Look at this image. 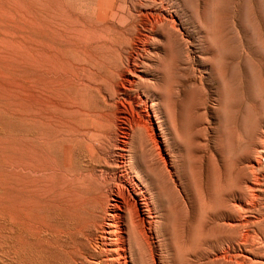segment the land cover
Masks as SVG:
<instances>
[{
    "label": "rangeland",
    "instance_id": "rangeland-1",
    "mask_svg": "<svg viewBox=\"0 0 264 264\" xmlns=\"http://www.w3.org/2000/svg\"><path fill=\"white\" fill-rule=\"evenodd\" d=\"M132 1L0 0V264H71L72 261L73 264H76V261L77 264H88V262L91 264H102L103 256L101 258L100 255L103 254L101 253L99 255L100 251L94 249L95 246L89 240L92 238L90 234L93 233L94 235L98 223L102 219V209H104L103 207L107 200L103 185L98 177L99 170L105 169L106 165L109 164L115 156L114 146H112V136L116 133V128L114 126L115 107L112 104L113 100L117 97L114 92V84L118 81V72L121 70L122 57L130 47V39L132 35H135V29L138 27L139 23H142L141 21L148 17L154 18L159 15L158 17L162 18V15L165 14L170 16L171 12L173 16L166 17L168 20H172V23L174 22V30L168 29L169 32H167V29L160 28L158 31L161 30L160 32L162 35H160L158 31L149 34L154 40L150 43L152 46H147L148 52L147 55L143 57L144 61H142L145 67L144 70L146 71L144 78H149V80H147L154 85V87L152 86V90L148 92L154 104L156 102V104L153 105L154 110L152 109L155 114H153V124L156 133L159 132L160 138L164 143V150H167L165 160L167 162V171L166 173L163 171L161 163L156 166L157 157L155 158L153 156L157 153V146L150 152L141 149L138 146L137 139H139V137L134 136V133H130L129 137H127L128 143L126 147V150L130 152L124 154V160L127 164L129 176L131 178L133 177L132 179L141 190L143 196H146L145 198L153 219L150 233L147 227H143V225L136 222V220L132 221L137 223V225L134 222L132 224V221H128L127 219V233H130L129 230H131V227L133 229L138 226L140 231L137 232L136 229L138 228L133 229L134 235L137 233L139 234V232L141 233V231H146V235L150 237H146L145 232H142L144 235L142 233L141 235H143L145 239L142 236L139 239H144V243L145 241L147 242L148 238L150 246L147 243V245H143L138 238L139 243L136 242V235L135 238H131L129 233L128 236H130V238L125 235L118 236L117 252L119 255L116 257L117 259L119 257L121 264H123L124 259H126L129 264H137V262L139 263V259H141L139 253L145 251L143 247L145 249L147 247L148 251H145L146 254L147 252L150 254L152 252L151 248H153L152 256H154V258L150 254L149 258L152 257L153 259L150 258L149 260L147 257L146 260H149L148 263L153 262L154 264H233L234 260L236 261V263L234 261L235 264H242L243 262V264H256L258 260L259 262L257 264L264 263V222L259 223L264 221L262 220L264 219V216H262L264 213V192H262V190L264 191V0H156L157 3L155 0ZM134 1L136 3H134ZM139 1L142 4L141 6L138 5ZM146 1H150V3L148 2L149 4L147 5ZM160 2L163 3L160 4ZM152 3L155 7L152 6ZM158 5L161 6L159 7ZM143 6L148 7V9L145 7L142 8ZM111 64L114 65L112 66ZM113 67H115V69ZM48 79L54 81L52 82ZM47 80L48 82L50 81L52 85H50V82L49 84L45 83ZM59 80L62 82H59ZM55 81L59 85L56 84ZM71 81L75 82L73 84L75 86L79 84L76 87L80 88L81 91L83 89L82 87H84L83 91L77 90L75 86L71 87ZM67 82H70V84L68 85ZM60 83L63 84L61 85L63 87L60 86ZM44 84H46L48 91L47 89L44 91L40 89L42 93H46L47 91L46 94H41L39 88L36 86L40 87L41 85L43 86L42 88L45 89L46 87ZM51 86L53 87L50 88ZM64 86L65 89H63ZM89 87L92 88L90 89ZM49 88L52 93L49 91ZM60 88L63 89L64 92H61ZM72 88H74V90ZM86 90L88 93H85ZM59 91L63 95H57ZM74 91L76 92L75 95ZM36 95L41 99L43 98L42 96H44L45 99L47 98V102L45 99H42L44 100L42 101L39 97L38 99L35 98L37 97ZM45 95H48V97ZM50 95H55L59 99L63 97V99H61L62 104L67 100L68 102L60 106L61 101L59 102L56 97L51 99ZM60 95L61 97H59ZM25 98H27V101ZM34 98L37 101L34 100ZM39 100L41 101L38 102ZM49 100L51 101V105L49 104L48 106L47 103ZM52 103H54L56 107L52 106ZM57 103L60 104L58 105ZM157 103L159 106H156L158 105ZM28 104L31 110L27 109L25 111L26 106L28 108ZM34 105H36L37 109ZM39 105H41V108H39ZM125 105H127L129 111L135 116L137 113L135 105L132 102ZM42 106H45L47 111H44L45 109ZM57 106H60L62 112ZM74 106L76 107L71 109V107ZM79 106H81L80 109L78 108ZM52 108L54 113H57L56 115H53ZM63 108L65 110L67 109V111H64ZM32 109L35 110L32 112L33 115L35 118L41 119H38L40 120L38 122L42 125L37 122V119H34L31 113V111H33ZM78 109L79 111H77ZM88 109L90 113L87 111ZM56 110H59V113L56 112ZM36 111L38 113H35ZM48 111L50 112L49 114H51L52 111L51 115L53 121ZM64 112H69V114L67 115ZM39 113L40 116L38 115ZM41 113H45L43 115H47L46 119H48L45 120L44 116L41 117ZM63 113L69 118L64 117ZM59 114L61 116H59ZM24 115H26V117H23ZM69 115H71V117ZM91 116L93 118H91ZM50 117L52 123L55 122L56 124L50 122ZM60 117H62V119ZM42 118L45 120L44 122H46V124L42 123ZM101 118L103 119L101 120ZM104 119L105 122L103 121ZM158 120L160 121L159 123ZM28 121H30V123ZM32 122H34V124L37 123L38 128L36 126L37 124L33 125ZM27 123L28 127L26 126ZM57 123L62 124L61 127ZM65 123L69 126L65 125ZM44 124L46 126L49 124L50 126H43ZM110 124L112 126H110ZM126 124L131 126L132 119H128ZM55 125L60 128H57ZM43 127H46L47 131L45 129L39 131V128ZM55 127L56 130L53 131ZM71 127L75 130L73 131L71 129V131L67 132ZM64 129H66L67 133L63 131ZM36 130H38V133H35ZM43 130H45V132ZM48 130L54 133V139L47 134L49 133ZM101 130H104V132ZM42 131L44 134L48 135L44 136L43 141H41V139H43L41 135L44 134L40 133ZM59 131L62 132L61 135ZM51 132L50 134L53 135ZM55 133L59 134H56L58 137H56ZM78 133L80 134L75 135ZM63 134H65V136ZM84 135L85 138H83ZM103 135L105 136L104 138H102ZM71 136L73 139L78 138L79 140H72ZM146 137L147 136H144V138ZM58 138H62V141L57 140ZM70 138L72 141L69 140ZM109 138L110 140L107 141ZM45 139H48L49 143L48 140L46 143ZM84 139L86 141L91 140L92 144L90 141L86 142ZM35 140H38L41 145ZM42 142H44L46 146L44 144L42 145ZM133 143H135V145H133ZM22 144L25 145L27 152L22 149L24 148ZM29 144L33 146L31 147ZM101 144L103 146L108 144V147L106 145L101 147ZM21 146L23 147L21 148ZM28 146L30 149L27 148ZM135 146H138L140 150L137 149L135 154L137 158L134 159L132 157L134 149L132 148ZM38 148L40 149L38 150ZM104 148L107 149V151L104 150ZM21 149L24 151L23 153H21ZM85 149L87 151L89 149L90 152L85 151ZM29 150H32L31 153L34 150L36 153L37 150L39 153H36V155L38 154L39 156H37L40 158L45 155L44 158L46 156L49 158L52 157L53 160L50 159L52 160L51 163H47L50 160L46 157L44 160L47 159L48 161L46 160L47 162L45 164L49 165L46 167L44 160H40L39 158L40 162L42 161V164H40L37 162V156V158L35 156L32 158L33 153L29 155ZM41 150H43L41 153L43 155H40ZM96 151L98 152L96 153ZM25 153L26 156L28 155L27 158L23 155ZM150 153L153 154L151 159ZM72 154L74 156H72ZM139 155L144 156V159L141 156L139 157ZM145 155H148L147 157L151 160L150 163L155 165L156 168L149 162L146 163L149 159ZM53 157L58 161H55ZM75 157H79V159ZM71 158H74L75 162H69ZM76 159H78V162ZM86 159L88 161H86ZM154 159H156V161ZM93 160L96 162L99 160L97 163L100 164L98 165L95 162V165ZM53 161L56 163L54 164ZM81 161L82 166L80 165ZM171 162L174 164L172 165ZM70 163L74 164V166L72 165L74 168H72ZM142 163L147 166L145 165L146 167H142ZM148 164L150 165L149 168L153 171L156 170L155 173L158 172V175L160 174V178L157 174L155 175L152 170H150L152 171L150 173L148 170L149 168H147ZM51 165L54 166V168L58 165V168L54 169ZM256 165H258V167ZM80 167H82V170ZM51 168H53V170ZM87 168H89V170ZM129 168L132 171H130ZM19 169L20 171H18ZM85 169L88 174H86ZM63 170H67V173L74 170L73 173L71 172L72 174L69 173V175L73 176V174L77 173L76 178H78L75 180V175L73 177L69 175V177L66 176L65 174L67 173ZM80 170L81 173L79 172ZM162 172L166 174H164L165 176H167L168 172L169 179L167 178L166 180ZM45 173L48 174L46 175ZM63 173H65V176H62ZM146 174L152 176H146ZM57 175L60 176L57 177ZM88 176H90L91 180ZM162 176L164 177L163 180ZM65 177L68 178L66 181ZM154 177H156V179ZM58 178L61 179V182ZM174 180L176 182H174ZM56 181H59L58 183L60 185L63 183L62 186H58ZM95 181H97V183H95ZM156 181L162 184L168 181L171 186L174 185L173 187L176 188L174 189L176 190V197L179 196L177 199L181 200L177 201L176 198L174 199L175 194L172 195V192L175 193V191L172 189V191L170 190L171 194H167V187H171L168 183V185L160 184L161 186H159V183ZM64 183L67 187H65ZM94 183L99 184L96 186ZM72 184L76 185V190H74L76 193L73 191L74 185L72 186ZM81 184L82 186H80ZM90 184H94L97 189H95L94 186L90 187ZM86 185L88 186L86 187ZM57 186L61 188L58 189ZM70 187L73 189L71 190ZM82 187L83 190L85 188L87 190L88 188L87 191L85 190L86 193L82 190ZM89 187L92 193L89 191ZM99 187L100 191H98ZM253 187L255 188L254 190ZM250 188L253 192L249 191ZM77 189H79L78 191L80 194L83 193L82 196ZM60 190L65 193L68 190L67 193L70 194V197L68 194L67 198L71 200L68 201L67 198L64 197L65 201H62L64 198ZM143 190L145 192H143ZM47 192L49 197L46 195ZM56 192L61 195V200H57L60 195L57 197L58 194ZM64 192L63 194H65ZM73 192L76 194L74 195L75 199L79 201L77 202L73 199L76 203H73L74 206L72 205L74 201H72L71 198ZM162 192H166L165 196ZM93 193L95 194L93 195ZM156 193H160L161 195ZM89 194H92L93 198L96 196V199L93 201L91 199L92 195ZM102 194H105V196ZM166 194L170 199L164 198L165 202H163V196L166 197ZM52 195L55 196L56 199L52 202H48L53 200L50 199L53 198ZM87 195L89 196L87 197ZM252 195H254V198H251ZM158 196L162 197L159 198ZM182 197L184 202L182 201ZM79 199H82L83 203L80 204L81 200ZM91 201L93 203H97L98 201V205L96 203L93 205ZM56 202L57 204H55ZM43 203L45 205H43ZM61 203H65L68 207L66 205H61ZM53 204H55V208ZM83 204L85 208H83ZM93 207L97 209L95 208L94 210ZM59 208H61V210L64 208L62 211H64V213L66 211L69 215L62 214L63 212L61 213ZM159 208H161V211H159ZM72 209H76L77 211L79 209L80 212L82 211L81 214L85 213L84 217L86 218L82 217L83 215L81 216L79 211L75 212L73 210L72 213ZM238 209H241L242 213H240ZM83 210H85V212ZM99 210L102 212L100 213ZM86 212L93 215L99 213L100 216L94 217L91 215L89 218L90 215ZM71 213L72 215L78 213L76 215H80L79 217L81 218L79 219L78 216L74 215L77 218H74L75 220H73L75 222H73ZM245 213L246 215L243 216ZM256 217L259 218L256 219ZM91 218H94L97 222H94V224L92 221L94 219ZM97 218L100 219L98 220ZM157 218L162 219L160 221V219L158 220ZM244 218L246 220H244ZM76 219L80 221L81 219H90L92 222L90 220H85L87 221V224H85L84 221L80 222L77 220V222ZM69 222L72 223V226H74L73 224L76 226L80 222L79 225H77L79 227H71V223ZM88 222H91V226L89 227ZM154 224L157 226H154ZM85 225L88 228L85 227ZM93 225L95 226L94 228ZM130 225L133 226L130 227ZM65 226L69 228L67 229ZM90 227L93 232L90 230ZM140 227H142V229ZM155 227H157L158 230H155L157 229ZM27 228L30 232L27 231ZM60 228L64 230L67 229L69 232L63 231ZM73 228H75V230L71 232ZM77 228L79 229L77 230ZM237 228L241 229L236 230ZM19 229L20 231H18ZM21 229L25 232L23 233ZM79 230L80 233L82 232L81 234H79ZM26 231L27 234L30 233V236L33 234V237L26 236ZM55 231L56 233L58 232L57 235ZM75 231L78 232V236ZM84 231H87L89 235ZM13 232L15 233L13 234ZM21 232L23 233L22 235L19 234ZM131 232L133 231L131 230ZM73 233L75 235H73ZM117 233L119 235L120 231L118 230ZM67 234L68 236H63ZM53 235L55 237H53ZM79 235L82 237V240L83 238L85 239L79 242V240H81ZM131 235L134 236L133 234ZM253 235L254 239L251 238ZM22 236H26L27 239L26 237H24V239ZM13 237L15 238L13 239ZM78 237L80 239H78ZM16 239L20 241L18 240L17 243ZM22 239L24 240L21 241ZM64 239H66V242ZM86 239L89 244L86 242ZM57 241L60 243H56ZM133 241L134 244L137 243V247L140 243L142 244L143 247L141 244L138 247V249L142 248L141 251L137 250L136 246L133 248ZM67 242H69L71 246ZM75 242L78 243V245L79 243L81 244L78 246ZM54 243H56L55 246ZM62 244L64 245L62 246ZM85 244L86 247H84ZM56 245H58L57 250H55ZM65 245L67 246L64 250L62 248L64 251L63 253L58 247H64ZM155 245L157 248H155ZM77 247H80V253H77V251L79 252ZM87 247L90 248V250H88ZM119 247L123 250H120ZM81 249L83 251H81ZM84 249L86 253L88 251V255L91 253V256L89 255L90 257L84 253ZM133 249L134 251H132ZM135 249L139 256L137 252L135 253ZM66 251L69 253L67 254ZM74 252L77 256H75ZM146 254L144 256L145 258L147 256ZM219 254H222L224 257L219 258V256H222ZM230 254L234 255L236 258L233 259V256ZM78 255L80 257L82 255V257L80 258ZM238 255L241 256V262L244 260L242 263L239 261V258H237ZM243 255H246V257H243ZM93 256L96 259H94ZM121 256L122 259L120 258ZM136 256L139 258L136 259ZM75 257L77 258L75 259ZM215 257L219 258L220 261L219 259H215ZM229 257H231L230 259L232 261H229ZM247 257L249 258L248 261L246 260ZM145 258H142L143 260L141 259L140 263L143 261L146 262ZM222 258H224V260ZM84 259H86V262ZM117 259H115L114 264H119ZM236 259H238L239 263ZM89 260H91V262ZM225 260L228 263L224 262ZM145 262L141 264H148Z\"/></svg>",
    "mask_w": 264,
    "mask_h": 264
},
{
    "label": "bare ground",
    "instance_id": "bare-ground-1",
    "mask_svg": "<svg viewBox=\"0 0 264 264\" xmlns=\"http://www.w3.org/2000/svg\"><path fill=\"white\" fill-rule=\"evenodd\" d=\"M129 2H131L130 0H128ZM141 1V0H140ZM140 1L138 2L139 4L138 5H142L141 3H140ZM147 2V1H146ZM149 3H150V1H148ZM147 2V5L149 4ZM155 2H156V0H155ZM132 3H133V1H132ZM134 3H136L135 1H134ZM153 3H154V1H153ZM152 3V6L154 5ZM157 3V2H156ZM163 3V2H162ZM161 2H160V4H162ZM129 4V3H128ZM131 5V4H130ZM145 6H146V4H145ZM145 6H143L142 8H144ZM159 6V5H158ZM161 6V5H160ZM159 6V7H160ZM153 7H155V6H153ZM131 8V7H130ZM145 8H147L148 9V7H145ZM151 8V7H150ZM162 8V7H161ZM141 9V8H140ZM163 9V8H162ZM130 10V9H129ZM155 10V9H154ZM138 11V10H137ZM143 11V10H142ZM150 11H151V9H150ZM164 11H165V9H164ZM167 11V10H166ZM169 11V10H168ZM135 12H136V10H135ZM162 12H163V10H162ZM138 13V12H137ZM136 13V14H137ZM144 13V12H143ZM150 13H152V12H150ZM160 13H161V11H160ZM167 13H169V12H167ZM172 13V12H171ZM171 13H170V16H173V15H171ZM135 14V13H134ZM142 14V13H141ZM147 14V13H146ZM149 14V13H148ZM163 14V13H162ZM175 14V13H174ZM138 15L140 16V14L138 13ZM137 15V16H138ZM143 15V14H142ZM157 15V14H156ZM161 15V14H160ZM136 16V15H135ZM145 16V15H144ZM147 16V15H146ZM155 16V15H154ZM159 16V15H158ZM158 16H155L154 18H144L143 19V21H141L142 23H139V25H138V27L135 29L136 31V33H135V35H132V37H131V39H130V47L128 48V50H126V52H125V54H124V56L122 57V62H121V70L118 72V81H117V83L116 84H114V92H115V94L117 95V97L113 100V106L115 107V118H114V126H115V128H116V133L112 136V140H113V142H112V146H114V154H115V156L112 158V161H110V163L109 164H107V163H105V164H107L106 165V168L105 169H103V170H99V179H100V182H101V184L103 185V190H104V192H105V194H106V197H104L105 196V194H102V195H104V196H102V197H104V198H106L107 200H106V204H105V206L103 207L104 209H102L103 210V215H102V219H101V221L98 223V227L96 228V232L94 233V235H93V233L92 234H90L91 235V237L92 238H90L91 240H89V241H91L92 242V244L95 246V248L94 249H98L99 251H100V253H99V255L102 253L103 255H100L101 256V258H102V256H103V259H102V264H114V261H115V259H117V255H119L118 254V252H117V250H118V245H117V242H118V238L120 237V236H128V233H127V228H128V226H127V222L128 221H132V220H136V222H139L141 225H143V227L145 226V227H147V230H148V232L150 233L151 232V228H152V216H151V211L149 210V206H148V203H147V200H146V196L144 197L143 196V194H142V192H141V190L139 189V187L136 185V183H135V181L129 176V173H128V170H127V164L125 163V160H124V154L126 153V152H130L129 150L127 151L126 150V147H127V143H128V138L127 137H129V135H130V133H134V136H138L139 137V139H137L138 140V146L141 148V149H144V150H146V151H148V152H150V151H152V149L155 147L156 148V146H157V153L153 156V154H151L150 153V159H151V156H153V157H157V165L156 166H158L159 165V163H161L162 164V166H163V171H165V173H166V151L164 150V143H163V141L161 140V138H160V135H159V132L158 133H156V130L154 129V124H153V111H152V109H153V105H155L156 104V102H155V104H154V101H153V99H151V97H149V92L148 91H151L152 90V86L154 87V85L151 83V82H149L148 80H149V78H144V76H145V73H146V71L144 70L145 69V67L143 66V62L142 61H144V59H143V57L144 56H146L147 55V46L148 45H151L150 43L154 40L153 39V37H151L149 34H152L153 32H157L160 28L162 29H172V31L174 30V22L172 23V20L170 21V20H168V18L166 17V16H168V17H170L168 14H165V15H162V18H160V17H158ZM177 17V16H176ZM138 18V17H137ZM103 24V23H102ZM101 24V25H102ZM175 24H176V22H175ZM103 26V25H102ZM134 26V25H133ZM176 26V25H175ZM99 27V26H98ZM135 27V26H134ZM130 29V28H129ZM169 30L167 31V32H169ZM133 31H134V29H133ZM161 31V30H160ZM160 31H158V32H160ZM164 31V30H163ZM162 31V32H163ZM127 32V31H126ZM144 32H146V33H148V34H146V33H144ZM171 32V31H170ZM176 32V31H175ZM179 32V31H178ZM164 33V32H163ZM177 33V32H176ZM178 34V33H177ZM160 35H162V33L160 32ZM124 36V35H123ZM182 36V35H181ZM156 38V37H155ZM179 38V37H178ZM124 39V38H123ZM129 40V39H128ZM155 42V41H154ZM68 43V42H67ZM182 43V42H181ZM127 44V43H126ZM105 46V45H104ZM124 46V45H123ZM152 46V45H151ZM80 47V46H79ZM188 47V46H187ZM150 49V48H149ZM114 50V49H113ZM121 50V49H120ZM120 53V52H119ZM149 54V53H148ZM108 56V55H107ZM112 56V55H111ZM120 56V55H119ZM56 57V56H55ZM114 58V57H113ZM145 58H147V57H145ZM63 61V60H62ZM120 61V60H119ZM145 63V62H144ZM112 65V64H111ZM114 65V64H113ZM112 65V66H113ZM110 66V65H109ZM147 66V65H146ZM144 67V68H143ZM60 68H62V67H60ZM114 69H115V67H113ZM118 70V69H117ZM113 71V70H112ZM44 72V71H43ZM76 73V72H75ZM48 74V73H47ZM54 75V74H53ZM113 75V74H112ZM40 76V75H39ZM42 76V75H41ZM103 76V75H102ZM116 76V75H115ZM55 77V76H54ZM147 77V76H146ZM37 78V77H36ZM79 78V77H78ZM80 78H82V77H80ZM84 78V77H83ZM58 79V78H57ZM60 79V78H59ZM77 79V78H76ZM75 79V80H76ZM88 79V78H87ZM112 79V78H111ZM157 79V78H156ZM36 80V79H35ZM48 80H51V79H48ZM48 80H47V82H45V83H48L49 84V82H48ZM56 80V79H55ZM69 80V79H68ZM85 80V79H84ZM113 80H115V79H113ZM37 81H39V80H37ZM52 82L54 81V80H51ZM61 80H59V82H60ZM79 81V80H78ZM86 81V80H85ZM84 81V82H85ZM156 81V80H155ZM29 82V81H28ZM56 82V81H55ZM55 82H54V84H55ZM62 82V81H61ZM63 82L65 83V81L63 80ZM72 82V81H71ZM88 82V81H87ZM36 83V82H35ZM40 83V82H39ZM38 83V84H39ZM68 83V82H67ZM75 82H72V86L71 87H73V86H75V85H73ZM34 84V83H33ZM37 84V83H36ZM56 84H58L57 82H56ZM55 84V85H56ZM70 84V82L68 83V85ZM45 85V89H43L42 87L43 86H41L40 85V87H38V86H36L37 88H39V90L40 89H42V91H44V90H46L47 89V91H48V88H47V86H46V84H44ZM50 85H52V83L50 82ZM49 85V86H50ZM54 85V86H55ZM59 85V84H58ZM61 85H63V84H61L60 83V86ZM64 85H66V84H64ZM79 85V84H78ZM77 84H76V86H78ZM82 85V84H81ZM160 85V84H159ZM35 86V85H34ZM48 86V87H49ZM75 86V87H76ZM27 87V86H26ZM53 86H51L50 88H52ZM61 87H63V86H61ZM74 87V88H75ZM50 88H49V91H50ZM74 88H72L73 90H74ZM77 88V87H76ZM76 88H75V90H76ZM83 89H84V87H82ZM90 89L92 88V87H89ZM55 89V88H54ZM63 89H65V86H64V88ZM63 89H61L60 88V90H61V92H64V90ZM80 90V88H77V90ZM83 89H82V91H83ZM86 89V88H85ZM57 90V89H56ZM58 90H59V87H58ZM63 90V91H62ZM76 90V91H77ZM42 91L40 90L39 92H41V94H43V93H45V92H43L42 93ZM47 91H46V93H47ZM81 91V90H80ZM81 91V92H82ZM89 91V90H88ZM92 91V90H91ZM51 92V91H50ZM56 92V91H55ZM61 92L59 91V93H57V95H59V94H61ZM85 92V91H84ZM154 92V91H153ZM45 93V94H46ZM52 93V92H51ZM50 93V94H51ZM75 91H74V95H75ZM85 93H88L87 92V90H86V92ZM151 93V92H150ZM78 94H79V92H78ZM39 95V94H38ZM38 95H36L37 97H35V98H37L38 99ZM49 95V94H48ZM48 95H45V96H47L48 97ZM56 95V94H55ZM51 96L50 95V97H51V99H54L53 97H56V98H58L57 96ZM61 95H63V94H61ZM61 95L59 96V97H61ZM33 96H35V95H33ZM41 96V95H40ZM85 96V95H84ZM110 96V95H109ZM43 98L42 99H45L44 98V96H42ZM77 97V96H76ZM75 97V98H76ZM34 98V100H36ZM40 98V97H39ZM156 98V97H155ZM27 98H25V100H26ZM41 99V98H40ZM41 99V100H42ZM47 99V98H46ZM46 99H45V101H46ZM61 99H63V97L62 98H58V100H59V102L61 101ZM73 99V98H72ZM77 99V98H76ZM81 99V98H80ZM41 100H39L38 102H40ZM58 100H57V102H58ZM83 100V99H82ZM156 100H158V99H156ZM27 101V100H26ZM37 101V100H36ZM42 101H44V100H42ZM75 101V100H74ZM85 101V100H84ZM32 102H33V100H32ZM47 102V101H46ZM45 102V103H46ZM51 101L49 100L48 101V106H49V104L51 105V103H50ZM64 102V101H63ZM66 102H68V100L66 101ZM66 102H64L63 104H62V101H61V104L60 103H57L58 105L60 104V106L61 105H64ZM86 102V101H85ZM133 103L134 105H135V110H136V114H135V116H134V114L132 113V112H130L129 111V109L127 108V105H125V104H127V103ZM84 103V102H83ZM27 104V103H26ZM33 104V103H32ZM39 104V103H38ZM43 104V103H42ZM53 105L52 106H54V107H56V105H54V103H52ZM158 104V103H157ZM45 105V104H44ZM71 105H74V104H71ZM106 105V104H105ZM105 105H104V107H105ZM35 106V108H36V105H34ZM33 106V107H34ZM40 106V107H39ZM39 106H37V107H39V108H41V105H39ZM46 106V105H45ZM45 106L43 107L44 109H45ZM60 106L58 107L57 106V108L58 109H60ZM67 106H69V105H67ZM66 106V107H67ZM86 106V105H85ZM129 106H130V108H131V105L129 104ZM156 106H159V104L158 105H156ZM76 106H74V107H71V109L72 108H75ZM80 107L81 106H79L78 108L80 109ZM103 107V106H102ZM101 107V108H102ZM30 107H29V104H28V108H27V106H26V109H25V111L27 110V109H29ZM65 108V107H64ZM63 108V109H64ZM69 108V107H68ZM110 108V107H109ZM113 108V107H112ZM111 108V109H112ZM160 108V107H159ZM158 108V109H159ZM37 109V108H36ZM47 109H49V108H47ZM55 109V108H54ZM79 109L77 110V111H79ZM84 109H85V107H84ZM83 109V110H84ZM29 110H31V109H29ZM28 110V111H29ZM33 110V109H32ZM42 110V109H41ZM51 110H53V108L51 109ZM70 110V109H69ZM104 110V109H103ZM154 110V109H153ZM24 111V112H25ZM35 110H33V111H31V113L32 112H34ZM38 111V110H37ZM35 112V113H38V112H40V111H38V112ZM44 111H47L46 109L44 110ZM60 111L62 112V110L60 109ZM64 111H67V109L65 110L64 109ZM72 111H74V110H72ZM76 111V110H75ZM87 111H89V109L87 110ZM92 111V110H91ZM105 111V110H104ZM131 111H133V110H131ZM43 112V111H42ZM56 112H58L59 113V110H56ZM96 112V111H95ZM100 112H101V110H100ZM134 112V111H133ZM28 113V112H27ZM30 113V112H29ZM47 113V112H46ZM50 112L48 111V114H49ZM53 113H54V110H53ZM64 113H66V112H64ZM64 113H63V115H64ZM73 113H75V112H73ZM77 113V112H76ZM81 113H83V112H81ZM89 113H90V111H89ZM156 113V112H155ZM158 113V112H157ZM43 114H45V113H41V117L42 116H44L45 117V120H47L46 119V116L47 115H43ZM51 114H52V111H51ZM51 114H49V115H51ZM57 113H54L53 115H56ZM67 115L69 114V112L68 113H66ZM66 114L64 115V117H68V116H66ZM71 114V113H70ZM80 114V113H79ZM100 114V113H99ZM111 114V113H110ZM31 115V114H30ZM32 115H33V113H32ZM31 115V116H32ZM36 115V114H35ZM39 116H40V113L38 114ZM63 115H62V117H63ZM93 115V114H92ZM95 115H98V114H95ZM105 115V114H104ZM155 115V114H154ZM34 116V115H33ZM32 116V117H33ZM59 116H61L60 114H59ZM58 116V117H59ZM70 117H71V115H69ZM74 116V115H73ZM84 116V115H83ZM100 116H102V115H100ZM156 116H158V115H156ZM23 117H26V115H24ZM43 117V118H44ZM51 117H52V115H51ZM51 117H50V122L52 123V121H53V117H52V121H51ZM57 117V116H56ZM55 117V118H56ZM62 117H60L61 119H62ZM79 117V116H78ZM95 117V116H94ZM160 117V116H159ZM31 118V117H30ZM43 118H42V120H43ZM54 118V119H55ZM69 118V117H68ZM74 118H76V117H74ZM85 118H86V116H85ZM91 118H93L92 116H91ZM98 118H100V117H98ZM103 118H105V117H103ZM103 118H101V120L103 119ZM132 119V125L130 126H128L127 124H126V122H127V120L128 119ZM28 119V118H27ZM26 119V120H27ZM33 119V118H32ZM34 119L36 120L37 119V117L35 118V116H34ZM38 119H40V118H38ZM37 119V122L38 121H40V120H38ZM78 119V118H77ZM76 119V120H77ZM156 119H157V117H156ZM45 120H43L42 121V123H45L46 124V122H44ZM60 120V119H59ZM58 120V121H59ZM74 120V119H73ZM75 120V121H76ZM95 120V119H94ZM100 120V119H99ZM159 120H161V119H159ZM158 120V123L160 122ZM25 121V120H24ZM78 121V120H77ZM104 122H105V119L103 120ZM102 121V122H103ZM107 121V120H106ZM109 121V120H108ZM29 123H30V121H28ZM36 122V121H35ZM49 122V121H48ZM56 122H57V119H56ZM59 122H61V121H59ZM66 122V121H65ZM67 122H68V120H67ZM79 122V121H78ZM33 123V125H36V124H34V122H32ZM38 123H40V122H38ZM50 123V124H51ZM55 122H53L52 124H54ZM62 123V122H61ZM76 123V122H75ZM107 123V122H106ZM111 123V122H110ZM157 123V124H158ZM25 124V123H24ZM41 124V123H40ZM43 125V126H46V125ZM56 124V123H55ZM57 124H59V123H57ZM63 124H64V122H63ZM131 124V123H130ZM161 124V123H160ZM28 125V123L26 124V126ZM42 125V124H41ZM49 124H47V126H48ZM61 125L62 124H59V126L61 127ZM65 125H68L67 123H65ZM70 125H71V121H70ZM109 125V124H108ZM112 125H113V123H112ZM111 124H110V126H112ZM37 126V128H38V124L36 125ZM40 126V125H39ZM46 126V127H47ZM50 126V125H49ZM56 126V125H55ZM64 126V125H63ZM62 126V127H63ZM69 126V125H68ZM73 126H75V125H73ZM76 126H77V124H76ZM82 126V125H81ZM28 127V126H27ZM26 127V128H27ZM34 127V126H33ZM46 127L44 128H39V131L41 130V129H45L46 130ZM51 127H54V126H51ZM57 128H60V127H58V126H56ZM56 127H55V129L53 130V131H55L56 130ZM160 127V126H159ZM35 128V127H34ZM48 128H50V127H48ZM47 128V129H48ZM64 128V127H63ZM74 128V127H73ZM77 128H79V127H77ZM77 128H76V130H77ZM165 128H166V126H165ZM36 129V128H35ZM51 129V128H50ZM67 129V128H66ZM66 129H64L63 131H65L66 132ZM71 129H72V127L70 128V130H68L67 132H69V131H71ZM163 129V128H162ZM161 129V130H162ZM27 130V129H26ZM45 130H43L44 132H45ZM57 130H59V129H57ZM73 130V129H72ZM75 130V129H74ZM73 130V131H74ZM84 130V129H83ZM160 130V129H159ZM43 131L42 132H40V133H42V134H44L43 133ZM47 131V130H46ZM80 131H82V130H80ZM89 131H90V128H89ZM93 131V130H92ZM101 131H103L104 132V130H101ZM106 131V130H105ZM167 131V130H166ZM48 132H49V130H48ZM51 132V131H50ZM50 132L49 133H47V134H49V136H51V137H53V139L55 138V136H54V133L53 132H51V133H53V135L52 134H50ZM59 132H61V131H59ZM64 132V133H65ZM66 132V133H67ZM91 132V131H90ZM93 132H95V131H93ZM162 132V131H161ZM169 132V131H168ZM35 133H38V130H36V132ZM65 133V134H66ZM76 133V132H75ZM83 133V132H82ZM100 133H102V132H100ZM167 133V132H166ZM47 134H44V135H41L42 137H43V139H41V141H43L44 140V136L46 135V136H48ZM57 133H55V135H56ZM62 134V132L60 133V135ZM65 134H63L64 136H65ZM70 134H71V132H70ZM80 133H78V134H75V135H79ZM98 134V133H97ZM103 134V133H102ZM132 134H131V136H132ZM161 134V133H160ZM57 135H59V134H57ZM56 135V137H58ZM62 135V136H63ZM66 135H68V134H66ZM83 136V135H82ZM134 136H133V138H134ZM144 136H147L146 138H144ZM151 136V137H150ZM168 136V135H167ZM32 137V136H31ZM38 137H40V136H38ZM105 136L103 135V137L102 138H104ZM110 137V136H109ZM163 137V136H162ZM41 138V137H40ZM49 138V137H48ZM71 138H72V136H71ZM71 138L69 139L70 141H72V140H74V139H78V138H72V140H71ZM83 138H85V135H84V137ZM82 138V139H83ZM107 138V137H106ZM105 138V139H106ZM132 138V139H133ZM166 138V137H165ZM24 139V138H23ZM32 139V138H31ZM36 139V138H35ZM50 140H52L51 138H49ZM81 139V140H82ZM104 139V140H105ZM135 139V138H134ZM157 139V140H156ZM25 140V139H24ZM39 140V139H38ZM38 140H35V141H38ZM46 140V139H45ZM48 140V139H47ZM47 140L45 141L46 143H47ZM57 140H61L62 141V138L61 139H57ZM79 140V139H78ZM85 140V139H84ZM100 140V139H99ZM108 140H110V138L109 139H107V141ZM160 140H161V142H160ZM164 140V139H163ZM56 141V140H55ZM55 141H53V142H55ZM86 141V140H85ZM90 141V143H91V140H88V141H86V142H89ZM94 141V140H93ZM97 141V140H96ZM102 141V140H101ZM107 141H105V142H107ZM166 141H167V139H166ZM25 142V141H24ZM23 142V143H24ZM26 142H29V141H26ZM39 142V141H38ZM69 142V141H68ZM78 142V141H77ZM84 142V141H83ZM98 142V141H97ZM48 143H49V140H48ZM63 143V142H62ZM61 143V144H62ZM74 143V142H73ZM103 143V142H102ZM136 143V142H135ZM135 143H133V145H135ZM169 143V142H168ZM28 144V143H27ZM26 144V145H27ZM32 144V143H31ZM31 144H29V145H31ZM44 144V142H42V145ZM61 144H60V146H61ZM79 144V143H78ZM77 144V145H78ZM86 144V143H85ZM92 144V143H91ZM111 144V143H110ZM109 144V145H110ZM132 144V143H131ZM167 144V143H166ZM165 144V145H166ZM23 145V144H22ZM34 145H35V143H34ZM39 145H41L40 144V142H39ZM45 145V144H44ZM56 145V144H55ZM106 145V144H105ZM104 145V146H105ZM108 145V144H107ZM106 145V146H107ZM160 145V146H159ZM170 145V144H169ZM24 146V148H22ZM23 146H21V148L23 149V150H26V152H27V149H25L26 147H25V145H23ZM33 145H31V147H32ZM36 146V145H35ZM46 146V145H45ZM58 146V145H57ZM84 146V145H83ZM103 145L101 144V147H102ZM103 146V147H104ZM111 146V147H112ZM138 146H135V147H133L132 149H134V153H133V155L132 154H127V155H132V157L135 159V158H137L136 156H135V154H136V152H137V149H138ZM159 146V147H158ZM40 147H42V146H40ZM75 147V146H74ZM93 147V146H92ZM100 147V146H99ZM100 147V148H101ZM108 147V146H107ZM171 147V146H170ZM28 149H30L29 148V146L27 147ZM36 148H37V146H36ZM44 148V147H43ZM43 148H41V149H43ZM57 148V147H56ZM68 148V147H67ZM94 148V147H93ZM21 149V153H23L24 151ZM34 149V148H33ZM40 148H38V150H39ZM69 149V148H68ZM74 149V148H73ZM109 149V148H108ZM131 149V148H130ZM46 150V149H45ZM75 150V149H74ZM78 150V149H77ZM96 150V149H95ZM98 150H100V149H98ZM104 150H106L107 151V149H105L104 148ZM112 150V149H111ZM138 150H140V149H138ZM30 151V150H29ZM32 151V150H31ZM31 151L29 152V155H31L32 153H33V156H32V158L35 156H37L36 155V153H39V152H37V150H36V153H35V150L31 153ZM42 151L43 150H41L40 151V155H43V154H41L42 153ZM60 151V150H59ZM58 151V152H59ZM65 151H67V150H65ZM70 151V150H69ZM84 151V150H83ZM82 151V152H83ZM85 151H87L86 149H85ZM88 151H89V149H88ZM87 151V152H88ZM105 151V152H106ZM76 152V151H75ZM90 152V151H89ZM98 151H96V153H97ZM147 152V153H148ZM35 153V154H34ZM51 153V152H50ZM95 153V154H96ZM146 153V154H147ZM28 154V153H27ZM91 154V153H90ZM168 154V153H167ZM172 154V153H171ZM175 154V153H174ZM23 155H25L26 156V153L25 154H23ZM78 155V154H77ZM91 155H93V154H91ZM169 155V154H168ZM173 155V154H172ZM171 155V156H172ZM28 156V155H27ZM27 156H26V158H27ZM39 156V155H38ZM37 156V157H38ZM45 156V155H44ZM44 156L43 157H38V160H39V158H40V160H44L45 158H44ZM49 156V155H48ZM60 156V155H59ZM72 156H74L73 154H72ZM80 156V155H79ZM94 156V155H93ZM141 155H139V157H140ZM146 157L148 156V155H145ZM36 157V158H37ZM99 157V156H98ZM107 157V156H106ZM105 157V158H106ZM128 157V156H127ZM132 157H130V158H132ZM142 158L144 157V156H141ZM145 157V158H146ZM153 157H152V160H153ZM170 157V156H169ZM49 157H47V159H48ZM54 158V157H53ZM68 158V157H67ZM75 158H78L79 159V157H75ZM91 158H93V157H91ZM109 158V157H108ZM148 159H149V157H147ZM171 158V157H170ZM173 158V157H172ZM261 158V157H260ZM46 159V160H47ZM50 159H52V157H50L48 160H50ZM59 159V158H58ZM78 159H76L77 160V162H78ZM100 159H101V157H100ZM133 159V160H134ZM144 159V158H143ZM148 160V161H146V159H145V161H146V163H150L151 162V160ZM32 160H34V159H32ZM37 160V162H39L40 164H42L41 162H40V160L38 161ZM46 160H44V164L48 161H46ZM53 160V159H52ZM52 160H50L49 162H47V163H51V161ZM54 160H55V158H54ZM72 160H74V158L72 159L71 158V161L69 160V162H75V160L74 161H72ZM104 160V159H103ZM106 161H107V159H105ZM132 160V162L134 163V161ZM140 160V159H139ZM142 160V159H141ZM155 161H156V159H154ZM169 160H171V159H169ZM22 161V160H21ZM55 161H58L57 159L55 160ZM55 161H53L54 162V164L56 163ZM86 161H88L87 159H86ZM92 161V160H91ZM94 161V164H95V160H93ZM99 160H97V162H98ZM155 161H153V162H155ZM80 162V161H79ZM96 162V164H98ZM101 162V161H100ZM103 162H105V161H103ZM107 162H109V161H107ZM130 162V161H129ZM140 162V161H139ZM142 162V161H141ZM72 163H70L71 164V166L73 165L74 166V164H72ZM92 163V162H91ZM144 163V162H143ZM142 163V164H143ZM172 163V162H171ZM259 163V162H258ZM34 164V163H33ZM60 164V163H59ZM82 164V161H81V163H80V165ZM95 164V165H96ZM100 164V163H99ZM98 164V165H99ZM129 164V163H128ZM151 164V163H150ZM174 163H172V165H173ZM46 165V164H45ZM75 165H76V163H75ZM86 165V164H85ZM103 165V164H102ZM139 165V164H138ZM146 164H143V166L142 167H144ZM153 167H155V165H153V164H151ZM168 165V164H167ZM254 165V164H253ZM42 166V165H41ZM40 166V167H41ZM47 166H49L48 164L46 165V167ZM52 166V165H51ZM72 166V168H74ZM82 166V165H81ZM134 166V165H133ZM147 166V165H146ZM145 166V167H146ZM171 166V165H170ZM176 166V165H175ZM257 167H258V165H256ZM44 167V166H43ZM46 167H44V168H46ZM53 168H54V166H52ZM150 167V165L148 164V167L147 168H149ZM152 167V168H153ZM177 167V166H176ZM14 168V167H13ZM13 168H11V169H13ZM50 168V167H49ZM48 168V169H49ZM53 168H51L52 170H53ZM55 168H58V165H57V167H55ZM54 168V169H55ZM81 168V170H82V167H80ZM91 168H92V166H91ZM101 168V167H100ZM139 168V167H138ZM146 168V169H147ZM156 168V167H155ZM162 168V167H161ZM254 168V167H253ZM252 168V169H253ZM15 169V168H14ZM48 169H45V170H48ZM88 170H89V168H87ZM130 169V168H129ZM136 169V168H135ZM143 169H145V168H143ZM165 169V170H164ZM172 169V168H171ZM44 170V171H45ZM50 170V169H49ZM60 170V169H59ZM59 170H57V171H59ZM81 170L79 171L80 173H81ZM84 170V169H83ZM93 170V169H92ZM91 170V171H92ZM95 170V169H94ZM149 171L150 170H152L151 168H149L148 169ZM174 170H175V168H174ZM250 170H251V168H250ZM18 171H20V169L18 170ZM23 171V170H22ZM64 171V170H63ZM69 171V170H68ZM74 171V170H73ZM73 171H71L72 173H73ZM85 171H86V169H85ZM130 171H132L131 169H130ZM153 171V170H152ZM152 171H150V173L152 172ZM170 171V170H169ZM61 172V171H60ZM65 173H67V170L66 171H64ZM70 171H69V173L70 174H72ZM83 172V171H82ZM90 172V171H89ZM146 172V171H145ZM154 172V174L156 175H158V172L157 173H155L156 172V170L155 171H153ZM25 173V172H24ZM37 173V172H36ZM53 173V172H52ZM65 173H63V175L62 176H68L69 175V173H67V174H65ZM133 173V172H132ZM163 173V176H165L166 174L164 173V172H162ZM46 174V173H45ZM48 174V173H47ZM46 174V175H47ZM61 174H62V172H61ZM65 174V175H64ZM86 174H88L87 173V171H86ZM86 174H84V175H86ZM96 174V173H95ZM165 174V175H164ZM252 174V173H251ZM33 175V174H32ZM53 175V174H52ZM75 175V176H74ZM145 175V174H144ZM148 174H146V176H147ZM152 175H153V173H152ZM151 175V176H152ZM171 175V174H170ZM254 175H255V173H254ZM21 176V175H20ZM51 176V175H50ZM49 176V177H50ZM54 176V175H53ZM60 175H57V177H59ZM69 176H71V175H69ZM68 176V177H69ZM73 176H74V178H75V180L78 178H76V176H77V173L76 174H73ZM73 176H71V177H73ZM90 176H91V174H90ZM90 176H88V178L91 180V178H90ZM94 176V175H93ZM148 176H150V174L148 175ZM150 176V177H151ZM162 176V180H163V177ZM169 174H168V172H167V176H165L166 178V180H167V178L169 179ZM55 177V176H54ZM83 177V176H82ZM137 177V176H136ZM149 177V178H150ZM157 177V176H156ZM156 177H154L155 179H156ZM158 177L160 178V174L158 175ZM158 177H157V179H158ZM181 177V176H180ZM61 178V177H60ZM60 178H58L59 180H60V182H61V179ZM63 178V177H62ZM66 178V177H65ZM80 178H81V175H80ZM80 178H79V180H80ZM86 178V177H85ZM87 178V179H88ZM171 178V177H170ZM172 178H173V176H172ZM172 178H171V180H172ZM182 178V177H181ZM51 179V178H50ZM68 178H66L65 179V181L67 180ZM73 179V178H72ZM95 179V178H94ZM259 179V178H258ZM69 180H71V179H69ZM74 180V179H73ZM72 180V181H73ZM148 180V179H147ZM177 180V179H176ZM254 180V179H253ZM256 180V179H255ZM62 181H63V179H62ZM88 181V180H87ZM144 181V180H143ZM181 181V180H180ZM259 181V180H258ZM262 181V180H261ZM57 183L59 182V181H56ZM64 182V181H63ZM69 182V181H68ZM75 182V181H74ZM141 182H142V180H141ZM145 182V181H144ZM153 182V181H152ZM151 182V183H152ZM154 182H155V180H154ZM157 182V181H156ZM168 184H169V186H171L170 185V182H168V181H166ZM174 182H176L175 180H174ZM54 183V182H53ZM66 183V182H65ZM65 183H64V185H65ZM70 183V182H69ZM86 183V182H85ZM95 183H97V181H95ZM94 183V184H95ZM148 183V182H147ZM146 183V184H147ZM157 183H159V182H157ZM167 183H165L166 185H168ZM178 183H179V181H178ZM54 184H56V183H54ZM63 184V183H62ZM62 184L60 185L59 183L57 184L58 186L60 185V186H62ZM89 184V183H88ZM94 184H90L91 186L90 187H93L94 186ZM99 184V183H98ZM98 184H95L96 186H98ZM160 184H162V183H159V186H161ZM165 184H162V185H165ZM184 184V183H183ZM53 185V184H52ZM71 185V184H70ZM74 185V189L73 188H71V190L73 189V191L74 190H76V185L75 184H72V186ZM79 185V184H78ZM139 185V184H138ZM154 185H155V183H154ZM244 185V184H243ZM246 185V184H245ZM57 186V188L58 189H60L61 187H58ZM80 186H82V184L80 185ZM88 185H86V187H87ZM153 186V185H152ZM174 186V185H173ZM173 186H171L170 188L169 187H167V194L169 195V193L171 194V191L173 190V191H175V193L174 192H172V195H174L175 197H174V199L176 198H179V196H177L176 197V190H174V189H176V188H174ZM65 187H67V185H65ZM65 187H64V189H65ZM90 187H89V191H91V193H92V190H90ZM95 187V186H94ZM155 187V186H154ZM165 187V186H164ZM183 187V186H182ZM244 187H246V186H244ZM248 187V186H247ZM260 187V186H259ZM51 188V187H50ZM79 188V187H78ZM81 189V188H80ZM95 189H97V187H95ZM100 189V187L98 188V191H100L99 190ZM152 189H154V188H152ZM172 189V190H171ZM255 188L253 187V190H254ZM56 190V189H55ZM55 190H54V192H55ZM63 190V189H62ZM79 189H77V191H78ZM82 190H83V187H82ZM85 190H86V188L83 190L84 192H85ZM87 190H88V188H87ZM86 190V191H87ZM93 190H94V188H93ZM102 190V191H103ZM171 190V191H170ZM258 190V189H257ZM61 191V190H60ZM169 191V192H168ZM249 191H252V189L250 188V190ZM260 191V190H259ZM45 192V191H44ZM57 192H59V191H57ZM56 192V193H57ZM62 193H61V195H62V197L64 198H67L68 196V194L69 193H67L68 192V190L66 191V193L64 192V191H61ZM63 192L65 193V194H63ZM75 193H76V191H74ZM74 192H73V197H72V195H71V198H72V201H74L73 199H75V197H74V195H76V194H74ZM79 192V191H78ZM143 192H145L144 190H143ZM153 192H155V191H153ZM178 192H179V190H178ZM177 192V193H178ZM253 192V191H252ZM261 192V191H260ZM262 192H264L263 190H262ZM50 193V192H49ZM86 193V192H85ZM99 193V192H98ZM148 193V192H147ZM161 193V192H160ZM160 193H156V194H160ZM166 193V192H165ZM165 193L164 192H162V194H164V196H165ZM180 193V192H179ZM249 193V192H248ZM255 193V192H254ZM259 193V192H258ZM45 194V193H44ZM58 195H57V197H59V193H57ZM78 194V193H77ZM79 194H80V192H79ZM78 194V195H79ZM95 193H93V195H94ZM153 194V193H152ZM156 194H154V195H156ZM166 194V197H164L163 195V200H164V198L166 199V198H168L167 195ZM250 194V193H249ZM46 195H48V192L46 193ZM61 195H60V197L57 199V200H61L60 198H61ZM63 195H65V196H63ZM77 195V196H78ZM81 196L83 195V193L82 194H80ZM80 195H79V197H80ZM89 195H92V194H89ZM89 195H87V197L89 196ZM93 195H92V198H91V196H90V198L94 201V199H96V196H95V198H93ZM97 195V194H96ZM99 195V194H98ZM161 195V194H160ZM177 195H179V194H177ZM251 195V194H250ZM260 195V194H259ZM50 196H51V194H50ZM53 196V195H52ZM76 196V197H77ZM162 196H160V197H162ZM254 195H252L251 196V198L253 197ZM255 196H256V194H255ZM261 196V195H260ZM48 197H49V195H48ZM69 197H70V194H69ZM100 197V196H99ZM101 197V198H102ZM159 197V196H158ZM159 197V198H160ZM170 197H171V195H170ZM173 197V196H172ZM45 198H46V196H45ZM62 198V199H63ZM65 198H64V200H62V201H65ZM78 198V197H77ZM100 198V199H101ZM153 198H154V196H153ZM254 198V197H253ZM256 198V197H255ZM50 199H53V200H51V201H48V202H52V201H54V199H56L55 198V196H53V198H50ZM50 199H48V200H50ZM85 199V198H84ZM98 199V198H97ZM158 199V198H157ZM156 199V200H157ZM168 199H170V198H168ZM239 199V198H238ZM259 199H260V197H259ZM47 200V199H46ZM67 200H68V198H67ZM69 200H71V199H69ZM68 200V201H69ZM78 199H75V201H77ZM79 200H81V202H80V204L81 203H83L82 202V199H79ZM88 200V199H87ZM99 200V199H98ZM161 200H162V198H161ZM160 200V201H161ZM173 200V199H172ZM179 199H177V201H178ZM181 200V199H180ZM179 200V201H180ZM184 199H183V197H182V201H183ZM45 201V200H44ZM61 201V202H62ZM67 201V202H68ZM75 201L74 202H72V205L74 206V204L73 203H75ZM96 201V200H95ZM101 201V200H100ZM102 201H103V199H102ZM101 201V202H102ZM167 201V200H166ZM168 201H170V200H168ZM239 201V200H238ZM47 202V203H48ZM60 202V201H59ZM71 202V201H70ZM77 202H79V201H77ZM86 202H88V201H86ZM92 202V201H91ZM162 202V201H161ZM161 202H160V204H161ZM163 202H165V200L163 201ZM162 202V203H163ZM184 202V201H183ZM236 202V201H235ZM242 202V201H241ZM93 203V202H92ZM96 202H94L93 203V205L95 204ZM97 203H98V201H97ZM96 203V204H97ZM167 203V202H166ZM239 203H240V201H239ZM243 203H245V202H243ZM51 204V203H50ZM55 204H57V202L55 203ZM55 204H53V206L55 205ZM70 204V203H69ZM76 204V203H75ZM103 204V203H102ZM157 204V203H156ZM160 204H158V205H160ZM43 205H45L44 203H43ZM49 205V204H48ZM52 205V204H51ZM60 205V204H59ZM61 205H66L65 203H61ZM71 205V206H72ZM86 205H87V203H86ZM98 205V204H97ZM245 205V204H244ZM243 205V206H244ZM47 206V205H46ZM67 206V205H66ZM82 206H84V204L82 205ZM154 206H155V204H154ZM236 206H237V204H236ZM63 207V206H62ZM68 207V206H67ZM162 207V206H161ZM235 207V206H234ZM249 207V206H248ZM51 208V207H50ZM54 208H55V206H54ZM57 208H58V206H57ZM70 208V207H69ZM68 208V209H69ZM80 208H81V206H80ZM83 208H85V206L83 207ZM92 208V207H91ZM90 208V209H91ZM94 208V207H93ZM96 208V207H95ZM95 208H94V210H95ZM153 208V207H152ZM158 208V207H157ZM239 208V207H238ZM244 208V207H243ZM247 208V207H246ZM257 208V207H256ZM64 208H62V210H63ZM76 209H77V207H76ZM74 210V209H72V213H73V210L75 211V212H78L79 211V209H78V211L77 210ZM97 209V208H96ZM100 209V208H99ZM151 209V208H150ZM59 210L61 211V213L62 214H65V215H67L68 213H66V211H65V213H64V211H62L61 210V208H59ZM66 210V209H65ZM237 210V209H236ZM239 210V209H238ZM245 210V209H244ZM260 210V209H259ZM69 211V210H68ZM70 211H71V209H70ZM84 212H85V210H83ZM86 211H88V210H86ZM90 211V210H89ZM156 211H158V210H156ZM159 211H161V208H159ZM80 212V211H79ZM82 212V211H81ZM81 212L79 213L82 217H84V215H85V213H82L81 214ZM92 212V211H91ZM95 212V211H94ZM93 212V213H94ZM99 212H100V210H99ZM100 212V213H101ZM239 212L240 213H242L241 212V209L239 210ZM244 212H246V211H244ZM259 212V211H258ZM70 213V212H69ZM72 213H71V216H73L72 218H71V216H70V218L73 220L74 218H77V217H75L74 215H76V214H78V213H74L73 215H72ZM86 213H88V212H86ZM97 213V212H96ZM158 214H160V213H158ZM236 214V213H235ZM237 214H238V212H237ZM237 214H236V216H237ZM257 214V213H256ZM264 214V213H263ZM262 214V216H264ZM64 215V216H65ZM69 215V214H68ZM79 215V216H80ZM87 215V214H86ZM88 215H90L89 216V218L91 217V215H93V214H89L88 213ZM87 215V216H88ZM99 215V213L97 214V215H93L94 217H96V216H98ZM153 215V214H152ZM246 215V213L243 215V216H245ZM76 216H78V215H76ZM78 216V218L80 219L81 217H79ZM100 216V215H99ZM163 216V215H162ZM223 216V215H222ZM240 216V215H239ZM261 216V215H260ZM261 216V217H262ZM63 216L61 215V218H62ZM66 217V216H65ZM156 217V216H155ZM159 217H161V216H159ZM241 217V216H240ZM253 217V216H252ZM66 218H68V217H66ZM66 218H65V220H66ZM84 218H86V217H84ZM88 218V217H87ZM101 218V217H100ZM99 218V219H100ZM246 218V217H245ZM244 218V220H246ZM255 218V217H254ZM257 218H259V217H256V219ZM263 218V217H262ZM262 218H260V219H262ZM9 219V218H8ZM63 219V218H62ZM91 219H94V218H91ZM98 219V218H97ZM98 219V220H99ZM127 219H128V221H127ZM130 219V220H129ZM158 220L160 219V218H157ZM156 219V220H157ZM162 219V218H161ZM161 219H160V221H161ZM225 219V218H224ZM241 219V218H240ZM242 219H243V217H242ZM75 220V219H74ZM73 220V222H75ZM78 219H76V221H77ZM85 220H90V219H84V220H82L81 219V221L80 220H78V221H80V222H82V221H84L85 222V224H87V221H85ZM155 220V221H156ZM158 220H157V222H158ZM227 220V219H226ZM254 220V219H253ZM262 220H264V219H262ZM10 221V220H9ZM77 221V222H78ZM91 221V220H90ZM93 221V223L94 222H97V221H95V219L94 220H92ZM91 221V222H92ZM154 221V222H155ZM259 221V220H258ZM261 221V220H260ZM55 222V221H54ZM65 222V221H64ZM76 222V223H77ZM79 222V223H80ZM84 222H83V224H84ZM91 222H88L89 223V225H88V227L89 226H91ZM133 222L134 221H132V224H133ZM228 222L230 223V221L228 220ZM262 222H264V221H261V222H259V223H262ZM66 223V222H65ZM69 223H71V222H69ZM79 223L77 224V225H79ZM92 223V224H93ZM135 223V222H134ZM238 223V222H237ZM255 223H256V221H255ZM258 223V222H257ZM67 224H68V222H67ZM95 224V223H94ZM97 224V223H96ZM136 225H137V223H135ZM224 224H226V223H224ZM233 224V223H232ZM250 224V223H249ZM69 225V224H68ZM74 226H75V224H73ZM76 225V226H77ZM81 225V224H80ZM227 225V224H226ZM225 225V226H226ZM228 225H230L231 226V224H228ZM236 225V224H235ZM256 225V224H255ZM6 226V225H5ZM71 227H74V226H72V223H71V225H70ZM75 226V227H76ZM82 226V225H81ZM84 226V225H83ZM131 226H133V225H130V227ZM154 226H157V225H155L154 224ZM229 226V227H230ZM233 226V225H232ZM231 226V227H232ZM237 226V225H236ZM247 226V225H246ZM253 226H254V224H253ZM12 227V226H11ZM66 227V226H65ZM65 227H64V229H65ZM77 227H79V226H77ZM85 227H87L86 225H85ZM84 227V228H85ZM87 227V228H88ZM95 226L93 225V228H94ZM161 227V226H160ZM234 227V226H233ZM248 227V226H247ZM8 228V227H7ZM15 228V227H14ZM24 228V227H23ZM67 228V227H66ZM69 228V227H68ZM67 228V229H68ZM87 228H86V230H87ZM136 228H138V229H136ZM141 229H142V227H140ZM155 228H157V227H155ZM242 228V227H241ZM241 228H239V229H241ZM245 228V227H244ZM61 230H63V231H67V232H69L67 229L66 230H64V229H62V228H60ZM79 228H77V230H78ZM81 229V228H80ZM83 229V228H82ZM130 229V228H129ZM133 229H136L137 230V232L138 231H140V229H139V227L137 226V227H135V228H133ZM132 229V227H131V230L133 231V232H131V230H129L130 231V236H131V238L133 237V238H135V235L137 236L136 237V239L135 240H137L136 242H138V239L139 238H141V236L145 239V237L143 236L144 234V232H145V236L147 237V236H149V235H146V231H141V233L143 234V235H141V233L139 232V234H140V236H139V234L137 235V234H135L134 235V230ZM145 229V228H144ZM238 228L236 229V230H239ZM15 230V229H14ZM22 230V229H21ZM59 230V229H58ZM73 230H75V228H73L72 229V231L71 232H73ZM85 230V229H84ZM90 230H91V227H90ZM90 230H88V231H90ZM95 230V229H94ZM120 231V234L118 235V233H117V231ZM146 230V229H145ZM155 230H158V228L157 229H155ZM233 230V229H232ZM15 231H17V230H15ZM18 231H20V229L18 230ZM23 231V230H22ZM27 231H28V228H27ZM27 231H26V234H27ZM57 231V230H56ZM56 231H55V233H56ZM83 231V230H82ZM92 231V230H91ZM240 231H242V230H240ZM25 231H23V233H24ZM28 232H30V230L28 231ZM47 232H48V230H47ZM76 232V235L78 234V232L77 231H75ZM84 232H86L88 235H89V233L87 232V231H84ZM93 232V231H92ZM155 232V231H154ZM11 233V232H10ZM15 232H13V234H14ZM22 232L21 233H19V234H23ZM58 233V232H57ZM57 233H56V235H57ZM61 233V232H60ZM82 233V232H81ZM80 233V230H79V234H81ZM85 233V234H86ZM242 233V232H241ZM8 234H9V232H8ZM18 234V233H17ZM30 233H28L26 236H29V237H31L33 234H31V236L29 235ZM53 234V233H52ZM72 234V233H71ZM131 234H133L134 236H132ZM155 234V233H154ZM240 234V233H239ZM246 234V233H245ZM10 235H12V234H10ZM9 235V236H10ZM20 235V236H21ZM47 235V234H46ZM58 235H60V234H58ZM73 235H75L74 233H73ZM84 235V234H83ZM93 235V236H92ZM152 235V234H151ZM157 235V234H156ZM156 235H155V237H156ZM251 235V234H250ZM249 235V236H250ZM19 236V237H20ZM26 236H24V237H26ZM63 236H68V234L67 235H63ZM78 236V235H77ZM119 236V237H118ZM130 236H128V238H130ZM240 236V235H239ZM242 236V235H241ZM261 236V235H260ZM5 237V236H4ZM8 237V236H7ZM17 237V236H16ZM18 237V238H19ZM23 237V236H22ZM23 237V238H24ZM33 237V236H32ZM31 237V238H32ZM53 237H55L54 235H53ZM69 237H70V235H69ZM72 237V236H71ZM75 237V236H74ZM79 237L81 238V240H79V242L80 241H83L85 238H83V240H82V237L79 235ZM78 237V239H80ZM85 237V236H84ZM150 237V236H149ZM153 237V236H152ZM159 237V236H158ZM254 237V235L251 237V238H253ZM15 237H13V239H14ZM30 238V239H31ZM46 238V237H45ZM45 238H43V239H45ZM62 238V237H61ZM60 238V239H61ZM87 238V237H86ZM138 238V239H137ZM154 238V237H153ZM152 238V239H153ZM12 239V238H11ZM25 239V238H24ZM24 239H22L21 241H23ZM26 239H27V237H26ZM35 239V238H34ZM39 239V238H38ZM42 239V240H43ZM53 239V238H52ZM144 239H139L140 240V242H142V244L143 245H147V244H149L148 243V238H147V242L145 241L144 243H143V241H144ZM150 239V238H149ZM159 239V238H158ZM161 239V238H160ZM246 239V238H245ZM254 239V238H253ZM17 240V239H16ZM19 240V239H18ZM18 240H17V243H18ZM40 240H41V238H40ZM47 240V239H46ZM57 240H59V239H57ZM66 239H64V241H65ZM142 240V241H141ZM12 241H14V240H12ZM20 241V240H19ZM30 241V240H29ZM48 241H50V240H48ZM63 241V242H64ZM76 241V240H75ZM88 240L86 239V242H87ZM149 241H151V240H149ZM246 241V240H245ZM40 242V241H39ZM51 242V241H50ZM66 242V241H65ZM74 242V241H73ZM72 242V243H73ZM77 242V241H76ZM75 242V244L76 245H78V243H76ZM85 242V241H84ZM119 242H121V241H119ZM152 242V241H151ZM154 242V241H153ZM251 242V241H250ZM260 242V241H259ZM29 243V242H28ZM41 243V242H40ZM56 243H60V242H56ZM56 243H54V246H55V244ZM61 243H62V241H61ZM69 245H70V243L69 242H67ZM88 243V242H87ZM86 243V244H87ZM129 243V242H128ZM139 243V242H138ZM147 243V244H146ZM158 243V242H157ZM246 243V242H245ZM47 244V243H46ZM49 244V243H48ZM51 244V243H50ZM81 243H79V245H80ZM86 244H85V246L84 247H86ZM89 244V243H88ZM134 246H133V248L136 246V244L137 243H135L134 244V241H133V243H132ZM141 244V243H140ZM140 244H139V246H140ZM142 244H141V246H142ZM18 245H20V244H18ZM64 244H62V246H63ZM78 245V246H79ZM84 245V244H83ZM90 245H91V243H90ZM92 245V246H93ZM120 245H121V243H120ZM57 246L58 245H56V249L55 250H57ZM60 246V245H59ZM67 245H65L64 247H58V248H60L61 249V251H63L64 250V248L66 247ZM71 246V245H70ZM74 246V245H73ZM89 246V245H88ZM91 246V247H92ZM122 246V245H121ZM129 246H131V245H129ZM138 246V247H139ZM149 246H150V244H149ZM148 246V247H149ZM152 246V245H151ZM154 246V245H153ZM229 246V245H228ZM82 248H84L83 246H81ZM138 247L136 246V249L137 250H142V248L141 249H138ZM143 247V246H142ZM247 247V246H246ZM245 247V248H246ZM62 248H63V250H62ZM70 248V247H69ZM68 248V249H69ZM73 248V247H72ZM76 248V247H75ZM78 248V247H77ZM88 248V247H87ZM120 248V247H119ZM126 248V247H125ZM128 248V247H127ZM155 248H157V246L155 245ZM258 248V247H257ZM67 249V250H68ZM71 249V248H70ZM80 249V247L78 248V250ZM86 249V248H85ZM85 249H84V251H85ZM135 249V253L137 252V250ZM143 249L145 250V251H148V248L146 247V249L143 247ZM149 249H150V247H149ZM152 250V252L150 253L151 254V256H152V253H153V248H151ZM251 249V248H250ZM254 249V248H253ZM59 250V249H58ZM88 250H90V248H88ZM92 250V249H91ZM120 250H123V249H121L120 248ZM119 250V251H120ZM130 250H131V247H130ZM158 250V249H157ZM220 250V249H219ZM225 250V249H224ZM12 251V250H11ZM11 251H10V254H11ZM71 251V250H70ZM81 251H83L82 249H81ZM99 251H97V252H99ZM132 251H134V249L132 250ZM145 251H142L141 253H139L140 254V256H139V254H138V252H137V254H138V256L142 259V258H145L144 256H145V254H146V252ZM222 251V250H221ZM264 251V250H263ZM18 252V251H17ZM75 252H76V250H75ZM74 252V253H75ZM94 252V251H93ZM158 252V251H157ZM156 252V253H157ZM13 253V252H12ZM19 253V252H18ZM18 253H16V254H18ZM58 253H60V252H58ZM63 253H64V251H63ZM66 253L68 254L69 252H67L66 251ZM77 253H80V250H79V252L77 251ZM84 253H86V251L84 252ZM87 253H88V251H87ZM86 253V254H87ZM122 253H123V251H122ZM135 253H134V255H135ZM143 253V254H142ZM145 253V254H144ZM91 254V253H90ZM89 254V255H90ZM95 254V253H94ZM98 254V253H97ZM96 254V255H97ZM148 252H147V256H146V258H145V260L147 259V257L149 258V255H150ZM161 254V253H160ZM224 254V253H223ZM247 254V253H246ZM70 255V254H69ZM72 255V254H71ZM83 255V254H82ZM82 255H81V257H82ZM85 255V254H84ZM88 255V254H87ZM88 255V256H89ZM96 255H94V256H96ZM121 255V254H120ZM130 255H131V253H130ZM130 255H129V257H130ZM154 255V254H153ZM156 255H158V254H156ZM155 255V256H156ZM214 255H216V254H214ZM219 255H222V254H219ZM225 255V254H224ZM231 255V254H230ZM229 255V256H230ZM74 256V255H73ZM75 256H77L76 255V253H75ZM79 256V255H78ZM91 256V255H90ZM89 256V257H90ZM93 256V258L94 259H96L95 257ZM132 256V255H131ZM143 256V257H142ZM231 256H233V259L234 258H236V257H234V255H231ZM235 256H237V255H235ZM240 255H238V257L237 258H239V261L241 260V256L239 257ZM80 257V256H79ZM78 257V258H79ZM80 257V258H81ZM84 257V256H83ZM87 257V256H86ZM85 257V258H86ZM97 257H99V256H97ZM139 257H137L136 256V259L137 258H139ZM153 258H154V256H152ZM152 257H150L151 259H153ZM220 257H224L223 255L222 256H219V258ZM227 257V256H226ZM225 257V258H226ZM243 257H246V255L244 256L243 255ZM251 257V256H250ZM256 257V256H255ZM17 258V257H16ZM77 257H75V259H76ZM79 258V259H80ZM121 259H122V256L120 257ZM126 258V257H125ZM135 258V257H134ZM133 258V259H134ZM150 258H149V260H150ZM156 258H158V257H156ZM214 258V257H213ZM219 258H216L215 257V259H219ZM231 257H229V261L231 260L230 259ZM258 258V257H257ZM14 259V258H13ZM73 259H74V257H73ZM87 259V258H86ZM86 259H84L85 260V262H86ZM120 259V260H121ZM141 259H139V263H140V261H141ZM209 259V258H208ZM223 260H224V258H222ZM255 259V258H254ZM5 260H7V259H5ZM63 260V259H62ZM98 260H99V258H98ZM97 260V261H98ZM118 261H119V257H118V259H117ZM143 260V259H142ZM149 260H146V262L148 263L149 262ZM159 260V259H158ZM207 260V259H206ZM211 260V259H210ZM222 260V261H223ZM237 260V262H238V259H236ZM246 260L248 261L249 260V258L247 257L246 258ZM66 261V260H65ZM76 261V260H75ZM74 261V262H75ZM88 261V260H87ZM90 262H91V260H89ZM101 261V260H100ZM118 261H116V262H118ZM133 261V260H132ZM137 261V260H136ZM154 261H156V260H154ZM219 261H220V259H219ZM227 261H228V259H227ZM232 261V260H231ZM235 261V260H234ZM234 261H233V264H235L236 263V261H235V263H234ZM244 261V260H243ZM242 261V262H243ZM246 261V262H247ZM253 261V260H252ZM254 261H256V260H254ZM80 262H81V260H80ZM122 262V261H121ZM145 261H143V262H141V263H144ZM145 262V263H146ZM159 262H160V260H159ZM224 262H226V260L224 261ZM241 262V261H240ZM241 262V263H242ZM250 262V261H249ZM259 262V260L257 261V263ZM95 263V262H94ZM96 263H98V262H96ZM100 263V262H99ZM119 264H121L120 263V261L118 262ZM138 262H137V264H139ZM140 263V264H141ZM151 263H153V262H150V263H148V264H151ZM213 263V262H212ZM226 263H228V262H226ZM239 263V262H238ZM244 263V262H243ZM242 263V264H243ZM256 263V264H257ZM6 264V263H5ZM71 264H73V261H72V263ZM76 264H77V261H76ZM82 264V263H81ZM84 264V263H83ZM87 264V263H86ZM88 264H91V263H89L88 262ZM115 264H117V263H115ZM123 264H129L128 263V261L126 260V259H124V262H123ZM135 264V263H134ZM154 264V263H153ZM228 264H230V263H228ZM232 264V263H231ZM264 264V263H263Z\"/></svg>",
    "mask_w": 264,
    "mask_h": 264
}]
</instances>
